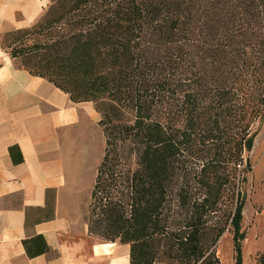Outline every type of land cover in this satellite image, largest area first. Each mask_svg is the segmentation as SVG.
I'll use <instances>...</instances> for the list:
<instances>
[{
	"label": "trees",
	"instance_id": "trees-1",
	"mask_svg": "<svg viewBox=\"0 0 264 264\" xmlns=\"http://www.w3.org/2000/svg\"><path fill=\"white\" fill-rule=\"evenodd\" d=\"M1 44L100 113L89 233L127 243L129 264H223L228 231L242 264L244 184L264 118V0H47Z\"/></svg>",
	"mask_w": 264,
	"mask_h": 264
},
{
	"label": "crops",
	"instance_id": "crops-1",
	"mask_svg": "<svg viewBox=\"0 0 264 264\" xmlns=\"http://www.w3.org/2000/svg\"><path fill=\"white\" fill-rule=\"evenodd\" d=\"M46 4L0 0V264H129L127 243L96 240L87 228L104 150L99 111L16 66L1 44Z\"/></svg>",
	"mask_w": 264,
	"mask_h": 264
},
{
	"label": "rangeland",
	"instance_id": "rangeland-1",
	"mask_svg": "<svg viewBox=\"0 0 264 264\" xmlns=\"http://www.w3.org/2000/svg\"><path fill=\"white\" fill-rule=\"evenodd\" d=\"M253 23L254 29L257 31V17H255ZM254 127H257V124ZM258 129H264V118ZM249 158L252 163V168L247 173V180L244 184L245 200L242 209V225L246 231V235L242 240V264H255L254 254L264 245V131L261 135L258 151L251 150L249 152ZM92 236L96 240H102L99 236L93 234ZM216 252L223 264L234 263L233 242L230 232L226 231L221 236L216 246ZM155 264L167 263L157 262Z\"/></svg>",
	"mask_w": 264,
	"mask_h": 264
}]
</instances>
